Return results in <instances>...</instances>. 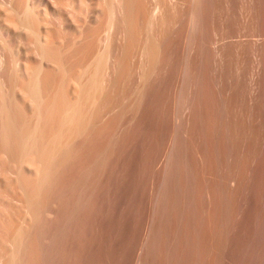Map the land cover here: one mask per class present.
I'll list each match as a JSON object with an SVG mask.
<instances>
[{
	"label": "bare ground",
	"instance_id": "obj_1",
	"mask_svg": "<svg viewBox=\"0 0 264 264\" xmlns=\"http://www.w3.org/2000/svg\"><path fill=\"white\" fill-rule=\"evenodd\" d=\"M40 11L0 29V264H264V0Z\"/></svg>",
	"mask_w": 264,
	"mask_h": 264
},
{
	"label": "rangeland",
	"instance_id": "obj_2",
	"mask_svg": "<svg viewBox=\"0 0 264 264\" xmlns=\"http://www.w3.org/2000/svg\"><path fill=\"white\" fill-rule=\"evenodd\" d=\"M17 0H0V29L7 28L5 22L14 16L12 5ZM38 7L41 13H48L53 18L60 15L62 27L68 34H75V0H22ZM52 19L49 17V20ZM55 19V18H54ZM49 20L41 22V28L50 29Z\"/></svg>",
	"mask_w": 264,
	"mask_h": 264
}]
</instances>
